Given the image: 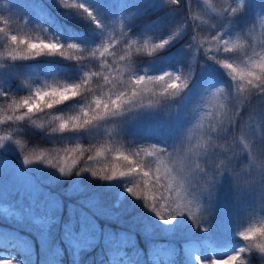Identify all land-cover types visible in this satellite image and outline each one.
Instances as JSON below:
<instances>
[{"label":"snow or ice","instance_id":"obj_1","mask_svg":"<svg viewBox=\"0 0 264 264\" xmlns=\"http://www.w3.org/2000/svg\"><path fill=\"white\" fill-rule=\"evenodd\" d=\"M56 3L66 13H75L96 28L102 27L94 12L80 0H56ZM248 7L247 0H225L219 8L201 7L199 0H135L133 3L120 0L121 15L114 21V27L106 31L98 44L88 47L75 42L61 43L51 37L34 42L12 34L7 27L12 17L22 18L18 0H9L10 15L0 16V23L6 26L0 28L5 47L0 52V68L11 71L28 92L20 95L7 87L0 88V126L5 128L0 135V148L9 142L14 144L25 169L42 164L56 169L61 176L90 172L92 177L107 181L131 178L125 191L142 200L165 224L186 214L194 226L206 231L202 221L208 219L212 210L226 208L217 195L225 179L230 183L237 206L243 203L241 196L245 189H250L254 196L258 189L259 205L264 209V159L257 162L256 155L257 145L264 146V41L259 50L252 44L249 36L254 26L233 37L234 18ZM159 8L166 9L173 18L181 12L167 35L163 38L138 36L131 31L128 22L137 12ZM252 8L253 25L256 20L264 21V0H253ZM229 30L231 34H226ZM181 36L184 37L182 46L191 54L177 71L153 74L149 67L135 64L137 55L151 57L147 63L152 64L174 41H181ZM43 55L74 62L80 67L81 75L72 82L57 80L33 85L20 73L6 68L15 61ZM205 62L224 70L230 83L217 87L218 80L210 75L201 87L199 94L211 92L220 103L207 127L202 123L197 125L200 138L192 143V130L182 134L186 127L184 117L172 101L189 87ZM253 99L259 103L253 104ZM69 102V111L62 110L61 106L69 107ZM165 108L168 110L164 111ZM242 109L248 112L247 120L242 118ZM24 123L48 134L86 132L89 137L111 123L114 127L108 132V141L130 130L136 138H157L159 143L137 145L127 152L117 148L111 165L106 164L99 170L90 166L76 170L78 156L95 152V156H87L88 161H94L111 149L95 144L85 148L79 143L72 148L52 150L37 145L30 147L20 135V125ZM125 124L130 127H121ZM241 158L247 160L249 177L244 184L241 183V173L245 171L240 168ZM29 186H35L34 179L10 166L6 155L0 156V193L19 194ZM19 202L18 195L16 201L0 204V214L11 217L21 211L39 210L33 206L17 208ZM75 235L78 234L70 226L65 227L63 240L73 264H78L81 254L96 248L99 239L89 237L80 242ZM235 235L243 243L234 252L207 260L195 255V264H252L253 254L264 258V224L236 231ZM14 247L10 237L0 234V248L6 253L0 256V264H20L13 254ZM53 250L58 251L54 246ZM101 252L100 264H129L127 253L118 241L106 242Z\"/></svg>","mask_w":264,"mask_h":264},{"label":"rangeland","instance_id":"obj_2","mask_svg":"<svg viewBox=\"0 0 264 264\" xmlns=\"http://www.w3.org/2000/svg\"><path fill=\"white\" fill-rule=\"evenodd\" d=\"M92 1H94L96 10L98 11L99 17L101 18L105 28L114 27L115 9H113L114 6L111 4V1L113 0H106L107 2H105V0ZM115 1L120 2V0ZM134 1L135 0H130V2ZM247 2L249 7L246 8L245 12L234 18L236 29L233 32V37L235 38L239 36L241 31H247L249 28H253L254 26V32L250 34L249 39L253 45L257 46V50H259L261 41H264V21L256 20L253 25V0H247ZM18 3L21 8L22 19H17L13 16L7 27L20 29L21 27H25L27 25L31 27L28 31H32L29 33L30 35H28V37L34 38V40L38 38L37 34H33L34 32L43 35V37H45L49 31L51 32V30L48 31L46 28L47 18L51 17V20L58 23L57 21H61L64 15L63 8L59 7L56 0H18ZM224 3L225 0H207V5H205V0H199L201 7L211 6L219 8ZM0 11L3 14V17H8L10 15L9 0H0ZM165 12L168 14L166 9ZM176 15V18L178 19L181 12L178 11ZM206 18L207 17H205V19ZM23 19L26 20V23ZM5 27V25L0 26V28ZM45 29L47 31H45ZM159 29L160 27L157 26V24H154L151 28L147 29L145 34L152 35ZM226 34H231V30H229ZM157 35L161 38L160 34L153 36ZM0 36H2V33H0ZM28 37L27 39H29ZM252 37H254V39H252ZM183 38L184 37L181 36L179 38L181 41H174L168 48L160 53L159 58L152 64L147 63L151 57L146 58L143 62L138 61L140 64L135 61V64L140 67H149L153 74H159L164 71H177L178 67L183 66L186 63L188 56L191 54L189 49L182 46ZM241 39H243V37H241ZM4 50L5 47L3 40L0 39V52H4ZM41 57H44V55L36 57L35 59L15 61L12 64L6 65V68L14 70L15 65L20 63L26 69L29 68L33 72H36L40 70L35 66L40 62V60H42ZM42 62L46 61L42 60ZM42 62H40V64H42ZM43 69L46 70V68ZM184 70L187 71L186 65L184 66ZM9 74H11V71H6L5 68H0V76L2 78ZM210 75L218 80L217 87L227 86L230 83L229 78L224 74V70L220 69L219 66L215 64L205 62L203 67L197 70L192 82L189 84V87L181 94L180 97L174 98L172 101L177 105L180 114L184 117L183 123L186 124V127L182 130V134L187 135V129L192 130V143H196L197 139L200 138V131L197 128V125L202 123L204 127H207L210 119L212 118V114L218 110L220 103V100L217 97H213L211 92L203 95L199 94L201 87ZM252 102L253 104L259 103V101L255 99H253ZM167 110V108L164 109V111ZM242 112V118L247 120L248 112L244 109H242ZM113 127L114 126L109 123L105 125L99 133L92 137L102 139L106 145L105 147L109 149L110 146L114 145L113 143L115 141L119 142V140L126 133H130V130L126 131V133H121L119 136L114 137L113 140L108 141V132ZM121 127L127 128L130 127V124L121 125ZM4 131V126H0V135L4 134ZM26 133H28L26 134L27 136H30L31 134L29 132ZM78 135L89 136L86 132L78 133ZM152 139L153 141L159 142V139L157 138ZM28 143L30 147L35 145L29 141ZM89 144H92V142L84 143L83 147L87 148ZM42 148L47 150L54 149L45 147ZM67 148L71 147L68 146ZM90 154L95 156V152H91ZM4 155L7 156L9 165L14 167L16 171H24L30 175L35 181V186L26 187L22 193L19 194L0 193V199H3L0 200V204H10L13 201H16L17 196L19 195L20 202L16 205L17 208L33 206L38 207L39 210L30 212L21 211L19 215H13L10 219H8L5 215L0 214V234H6L8 237H13L17 241H23V247H26L27 249L33 248L36 245L37 251H39V261L41 263L63 264V260L60 259L62 255L61 251H59L60 255H56V251H52L53 246L56 249V245H54L50 240V234L48 232L49 229H47L46 224L39 221V218L44 217L47 219L52 213L56 216L66 213L67 216L69 215V219L72 217L80 219L82 224L75 227L73 231L78 234L74 236L76 240L85 242L89 237H98L99 244L97 247L84 251L78 258V264H85V262L86 264H95V262L100 264L102 256L101 246L106 242H110L112 239H114L113 241H115V238L116 241L121 239L122 236L118 237L111 226V224L115 221V216L122 221H130V224L120 222L123 226H127V228L130 229H120L119 234H125V236L128 237L127 240L131 238L134 242L136 241L135 236L131 235L132 233L130 232L132 231L134 233L136 230L153 237L154 239L168 237H181L185 239V237L191 236L192 233L195 236H202L200 239H188L182 248V253L186 261L190 264H195L193 256L197 255L200 249L204 246L209 247L210 256H215L217 258H221L224 255L234 252L238 247L232 243V236H235L236 232L234 228L228 227L225 223L219 224V217L221 216L222 220L223 215L229 211L230 206H236L231 204H237L236 197L232 194L231 186L227 179H225L223 186L217 194L219 202H224L226 204V208L223 210L224 212L222 214L219 213L220 209L217 212L212 210L213 212H210L208 219L206 221H202V223H204L207 227L206 231H202L199 226L197 228H193V220L189 219L186 214L178 216L170 224H165L152 211L149 214L151 215V217H149L152 219L148 223H146L147 220L143 219L142 216V218L140 216L135 218L131 216L129 218L121 216L120 211L112 213L111 210L101 204L98 198L99 194L95 190L86 187L85 183L84 185L80 182L81 176H76L74 173L68 176H61L56 169L42 164L30 165L27 169H25L19 156V152L17 151L15 145L10 142L6 144L5 148H0V156ZM256 155L257 162L264 159V146L259 144L257 145ZM112 156L113 155L109 151L107 153H102V155L96 157V159L98 158L101 161L109 159ZM81 158L82 157L79 156L77 157V164L80 162ZM103 163L108 164L109 162H101V164ZM246 164L247 160L241 158L240 168L245 169V171L241 173L242 184L246 183L249 179L247 175L248 169L245 167ZM240 168H238L237 171H240ZM76 170H78L77 166ZM85 178L88 180L90 176H86ZM253 195L254 194L250 189H245L241 196V201H243L241 206L245 207L247 212L246 216L238 222L241 224L239 231H242L250 226H255L259 224V222L264 221V209H262L260 205H255L253 199L255 198L256 203H259V198L258 195ZM132 199L133 198L128 199V203L126 204L127 206L123 208L126 214H131L133 211L132 206L135 207L137 204L136 200ZM64 203H66V206H64ZM251 207L254 208L252 209ZM99 219L101 221H99ZM212 220L215 222L214 226L211 224ZM37 221H39V223H37ZM102 222H105L104 225H102ZM183 232L189 234L183 236ZM31 234L35 235L34 239L30 237ZM92 252H94V254H92ZM4 255H6L5 251H0V256ZM156 258L158 259L157 256L154 259ZM128 259L129 264H133L131 257L128 256ZM17 260L19 261V259ZM80 261H83L84 263H80Z\"/></svg>","mask_w":264,"mask_h":264},{"label":"trees","instance_id":"obj_3","mask_svg":"<svg viewBox=\"0 0 264 264\" xmlns=\"http://www.w3.org/2000/svg\"><path fill=\"white\" fill-rule=\"evenodd\" d=\"M81 3H83L85 6L90 8L94 14L97 16V18L101 21L102 27L96 28L94 25H92L90 22H86L85 20L81 19L79 16H77L75 13H66L63 9L64 15L61 19V21H55L51 20V17L47 18V30L49 31L48 34L45 35V37H51L52 39H58L61 43H68V42H75L84 46L92 47L95 46L100 42L106 31L110 28H105L103 25V22L101 18L99 17L98 11L96 10V6L94 5V1L92 0H80ZM105 2H107L105 0ZM129 3L130 0H128ZM135 2V1H134ZM112 6H114L113 9L115 12V18L121 15V12L118 10V4L119 2H116L115 0L111 1ZM135 11V9H133ZM0 16H3V14L0 11ZM177 16V15H176ZM156 17H159L157 20ZM177 20V18L170 17L166 12L165 9H155V10H149L147 12L140 11L137 12L136 15H134L133 19L128 22L129 27L131 28V31L135 33L136 35H143L147 31L148 28H151L154 24H157V26L160 27L159 30L155 31V33L152 34H160L161 38H163L165 35H167L169 27ZM3 23H0V26H3ZM11 30L12 34L18 35L22 39H27L29 33L32 31H28L31 27L25 26L21 27L20 29H15V27H8ZM113 28V27H112ZM35 31V30H34ZM33 34H37L38 38L34 40V38H29L32 41H38L40 39H44L43 35L38 34L34 32ZM37 37V36H36ZM3 40V39H2ZM4 43V41H3ZM42 60H45L46 62H40L36 64L35 67L39 68V71L33 72L31 69H26L22 64L18 63L14 67V71L20 73L23 78L28 79L33 85H39L45 81L47 82H53V81H64V82H72L79 78L81 75V69L79 66H77L74 62L65 60L59 56H47L44 55V57H41ZM148 56L146 55H137L134 60L139 62H143ZM47 59V60H46ZM139 61V62H138ZM34 67V66H33ZM43 68H46L43 69ZM46 75V76H45ZM0 88L7 87L12 92L24 95L28 92V89L25 88L22 84L20 79L15 78L12 74L7 75L6 77L0 76ZM71 107V103L69 102V107L67 105L61 106V109L63 110L65 108V111L68 112ZM25 125V126H24ZM24 125H20L21 132L20 134L24 136V138L32 142L35 145L42 146L45 148H54V149H61L65 147H74L77 143L81 144L82 146L84 143L92 142V144H95L97 147L104 145V142L102 139L89 137V136H80L78 134H66V135H57V134H48L43 130L36 129L32 125L24 123ZM26 132L31 133L30 136H27ZM55 140V141H54ZM149 143H159L156 141H153L150 137H139L136 138L131 133H126L119 142L115 141L113 146H110L109 149H111V154L115 155V149L119 148L121 151L127 152L132 148H135L137 145H147ZM33 146V145H32ZM93 155L90 153H85L84 156L80 159V162L76 165L78 170L82 167H94L96 170H99L101 167L106 165L107 163L101 164V162H109L107 165L112 164L111 157L109 159L105 160H99L98 158L94 161H88L87 156ZM81 176V183H85L86 187L92 188L99 194V201L104 207H107L109 210H111L112 213L121 212V216L125 217H131L133 218L137 216H142L143 219L147 220L146 223H148L152 218L150 214V210L147 209L144 206V203L142 200H138L133 198L129 193L125 191V185L131 182L130 178H117L111 181L107 180H101L99 178H95L91 176L90 172H82ZM79 176V177H80ZM86 176H90L88 180H86ZM89 181V182H88ZM84 184V185H85ZM255 195H258V190H256ZM254 196V195H253ZM133 198L132 200H136L135 207L132 206L133 211L131 214H126L123 208L127 206L128 199ZM256 206H259V203H256V199H253ZM66 206V203H64ZM248 208V207H247ZM252 209L254 207H251ZM212 212V211H211ZM246 213V209L243 206H240L238 208H233L231 212L227 213V216L222 217V220L219 219L220 222H226L230 223L231 218L237 214L238 219L234 223L235 225H238L237 228H235L236 231L240 230V223L238 221L244 217ZM150 216V217H149ZM141 217V218H142ZM10 219L11 217H7ZM114 222L111 224L112 229L114 230L115 234L120 237L121 239H118V242L120 243V246L126 251L127 255L131 257V260L133 261V264H189L187 263L182 254H181V247L185 244V242L188 239L194 238V239H200L202 236H195L193 233L189 237H185V239L181 237H168V238H160V239H154L153 237H150L144 233H141L140 231H134V233L131 231L135 236L136 241H132L131 238L127 240L128 237L125 236V234L120 235L119 231L120 229H126L129 230L130 228H127V226H123L120 222H123L124 224H130V221H122L121 219L114 217ZM40 222H43L46 224L51 242L61 247V254H62V260L63 264H73L72 263V256L67 251V245L65 244L63 240L65 227L70 226L72 231H74V228L77 227L79 224H82L79 218L72 217L69 219V215L67 216L66 213L61 214L59 216H56L55 214H51L48 216V218H39ZM99 221H101L99 219ZM105 222H102V225H104ZM214 222H212L213 225ZM262 224H264V221L259 222V224L255 225L254 227L259 228ZM129 227V226H128ZM198 227V226H193ZM189 233L183 232V236L188 235ZM11 238V243L15 245L13 249V253H15V256L17 258H25L24 260L20 262V264H40L38 254H36V250H34V253L36 256H34L32 250H28L26 247H23V241H17L13 237ZM34 239V237L32 236ZM115 238V237H114ZM112 239L111 241H113ZM232 243L236 246H239L243 241L239 240V238L233 237ZM116 241V238H115ZM212 241V240H211ZM3 250L0 248V251ZM39 252V251H38ZM94 254V252H92ZM157 256L159 259L156 261L154 259ZM199 256H201L202 259H210L209 254V248L207 246H204L199 251ZM252 264H264V258H261L258 254H253L250 257ZM95 264H98L95 262Z\"/></svg>","mask_w":264,"mask_h":264}]
</instances>
